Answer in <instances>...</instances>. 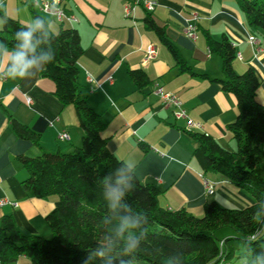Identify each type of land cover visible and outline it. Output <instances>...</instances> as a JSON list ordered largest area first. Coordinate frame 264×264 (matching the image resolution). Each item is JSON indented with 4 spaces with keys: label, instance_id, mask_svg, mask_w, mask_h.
<instances>
[{
    "label": "crops",
    "instance_id": "0c3cea01",
    "mask_svg": "<svg viewBox=\"0 0 264 264\" xmlns=\"http://www.w3.org/2000/svg\"><path fill=\"white\" fill-rule=\"evenodd\" d=\"M132 0H64L68 14L78 21L60 22L45 12L35 0H2L0 11L29 23L33 10L50 19L51 31L61 25L76 27L85 52L78 61L79 83L90 106L107 121L102 135L117 157L135 164V174L144 183L161 189V203L170 209L186 208L201 216L204 205L216 201L227 208H243L254 197L215 172L203 173L193 155L194 140L186 130L213 135L224 147L235 149L236 142L228 124L237 117L235 96L220 84L181 71L168 48L143 21L147 11L138 5L131 17H125V4ZM153 16L166 27L167 35L178 46L193 71L222 78V59L209 50L206 33L216 40L226 35L237 49L234 68L238 73L253 67L262 80L257 98L264 103V29L249 24L238 0H155ZM192 14L198 15L197 38H189L185 26ZM2 18L0 15V28ZM252 39L257 43L253 44ZM149 44L157 46L155 59L146 60ZM142 68L151 84L139 89L130 77V69ZM112 76L113 81H108ZM102 82L98 87L89 80ZM157 86L176 94L188 117L177 118L176 107L155 93ZM55 82L42 76L31 79L0 78V221L13 215L25 233L52 236L46 216L54 209L57 197H37L23 187L28 171L19 155L37 156L43 151L69 152L80 146L83 128L75 107L63 105L55 95ZM27 96L33 99L27 102ZM10 116L40 133V144L18 137ZM189 120L198 126L189 127ZM69 133V140L59 134ZM203 176H202V175ZM204 178L215 185L208 194ZM233 234L225 233L223 237ZM13 264H29L22 255Z\"/></svg>",
    "mask_w": 264,
    "mask_h": 264
},
{
    "label": "trees",
    "instance_id": "16d2710c",
    "mask_svg": "<svg viewBox=\"0 0 264 264\" xmlns=\"http://www.w3.org/2000/svg\"><path fill=\"white\" fill-rule=\"evenodd\" d=\"M242 11L253 27L264 29V0H238ZM2 27L0 42L11 49L21 20L0 11ZM42 16L33 10V17ZM147 29L156 33L171 52L175 66L181 71L200 75L220 84L237 101V117L227 128L236 142L231 150L211 134L186 130L194 140L193 155L203 173L224 175L238 187L250 193L255 202L243 208H227L212 200L204 205L201 216L192 211L170 209L160 200L161 189L142 182L135 174V188L125 198L134 213L144 218L146 237L131 264H231L240 259L251 264L254 253L264 251V103L257 98L261 78L253 67L238 73L234 68L237 49L224 35L216 40L206 33L212 53L222 59V78L193 71L178 46L167 35L151 12L143 19ZM50 44L55 58L42 71V76L55 82V95L63 105H73L83 128L80 146L69 152L43 151L37 156L19 155L17 159L28 171L23 180L26 191L37 197L56 196L54 209L46 216L52 236L23 232L13 215L0 221V264H13L22 255L29 264H82L97 248L105 245L112 225L103 198V180L125 160L109 148L108 138L102 135L107 127L103 115L94 110L79 83L78 61L85 52L81 34L76 27L61 25ZM130 77L139 89L151 84L142 69H130ZM15 134L40 144L41 135L30 126L10 116ZM233 234L219 238L221 228ZM255 234L256 239L249 244ZM122 250L112 254L113 264H119ZM109 257L95 256L91 264H106Z\"/></svg>",
    "mask_w": 264,
    "mask_h": 264
},
{
    "label": "clouds",
    "instance_id": "9594fccd",
    "mask_svg": "<svg viewBox=\"0 0 264 264\" xmlns=\"http://www.w3.org/2000/svg\"><path fill=\"white\" fill-rule=\"evenodd\" d=\"M50 16H54V13L50 12ZM54 36L50 19L43 16L34 17L27 24H20L15 32L13 48L0 42V78L26 80L37 76L55 58L50 44ZM135 178V164L132 161L122 162L121 167L104 178L103 198L109 213L106 219L112 225L110 235L105 245L97 248L82 264H91L95 256L109 257L106 264H113L111 256L117 249L123 253L118 257L119 264H131V259L125 257H133L147 235L143 228V216L134 213L125 202V198L135 188ZM250 236L252 239L249 244L256 239L255 234ZM251 264H264V251L254 253Z\"/></svg>",
    "mask_w": 264,
    "mask_h": 264
},
{
    "label": "built area",
    "instance_id": "2783aa9c",
    "mask_svg": "<svg viewBox=\"0 0 264 264\" xmlns=\"http://www.w3.org/2000/svg\"><path fill=\"white\" fill-rule=\"evenodd\" d=\"M64 0H42V2L39 4L38 0H35V4H39L42 10H44L47 13H54V17L64 23H73L78 21V18L75 15L68 14L63 7L62 3ZM138 5H141L145 8L147 12H153L157 7V2L155 0H132L127 1L125 4V17H131L133 12H135V9ZM198 15L192 14L191 18L188 19L187 24L185 26V33L189 38L196 39L197 38V31H198ZM252 43H257L256 40L252 39ZM157 46L154 44H149L146 48V60H152L155 59L157 56ZM240 56V54H237V56ZM5 79V78H1ZM89 80L92 83H95L98 87H102L103 83L98 82L94 80L92 77H89ZM108 81L112 82L113 77L109 76ZM155 93L158 94L165 103L173 104L176 107L175 110V116L177 118H187V112L185 108L183 107L182 100L173 93L165 92L163 87L157 86ZM33 99L29 96H27V102L32 103ZM189 127L191 126H198V124H195L192 120H189L188 122ZM59 138L61 140H69L70 136L69 133L66 131H63L59 134ZM202 175V174H201ZM203 176V175H202ZM204 184L205 188L208 194H213L215 192V185L212 181H210L207 178H204ZM5 203L4 200H0V206H2Z\"/></svg>",
    "mask_w": 264,
    "mask_h": 264
},
{
    "label": "rangeland",
    "instance_id": "374dc122",
    "mask_svg": "<svg viewBox=\"0 0 264 264\" xmlns=\"http://www.w3.org/2000/svg\"><path fill=\"white\" fill-rule=\"evenodd\" d=\"M261 81H262V80H261ZM260 87H261V86H260ZM257 94H258V93H257ZM229 230L232 231V229H230V228H228V227L221 228V229H219V230L217 231V234H216V235H217L219 238H223V235H225V233L229 232ZM231 264H243V261L240 260V259H235V260L232 261Z\"/></svg>",
    "mask_w": 264,
    "mask_h": 264
}]
</instances>
